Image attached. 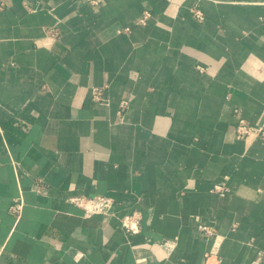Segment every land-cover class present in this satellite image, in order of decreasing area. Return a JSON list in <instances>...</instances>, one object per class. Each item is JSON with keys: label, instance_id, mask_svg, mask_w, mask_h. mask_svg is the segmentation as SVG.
Listing matches in <instances>:
<instances>
[{"label": "crops", "instance_id": "1", "mask_svg": "<svg viewBox=\"0 0 264 264\" xmlns=\"http://www.w3.org/2000/svg\"><path fill=\"white\" fill-rule=\"evenodd\" d=\"M0 4V264H264V0Z\"/></svg>", "mask_w": 264, "mask_h": 264}, {"label": "built area", "instance_id": "2", "mask_svg": "<svg viewBox=\"0 0 264 264\" xmlns=\"http://www.w3.org/2000/svg\"><path fill=\"white\" fill-rule=\"evenodd\" d=\"M90 6H97L100 0H85ZM2 9V4H0V10ZM195 16L202 19V14L199 11H195ZM150 17L149 14L145 13L140 23H144L146 19ZM98 99V97H96ZM125 103L121 104V107H125ZM235 132L238 140H243L250 136H254L264 140V129L261 127H249L243 119H239L237 125L235 126ZM218 191L224 190L222 187L215 188ZM84 211L85 217H91L93 215H105L111 216L112 210L114 208V202L108 197H94L88 199H79L75 202ZM23 207V200L18 198L15 200L14 204L9 208L12 214L19 215ZM120 224L127 234H136L139 228V220L136 215H126L120 218ZM203 230H205L203 228ZM1 251V250H0Z\"/></svg>", "mask_w": 264, "mask_h": 264}, {"label": "rangeland", "instance_id": "3", "mask_svg": "<svg viewBox=\"0 0 264 264\" xmlns=\"http://www.w3.org/2000/svg\"><path fill=\"white\" fill-rule=\"evenodd\" d=\"M247 124V123H246ZM248 125V124H247ZM249 127H257V126H250V125H248ZM234 134H235V137H236V139H237V135H236V132H235V130H234ZM250 137H254V136H250ZM249 138V137H248ZM255 138H257V137H255ZM244 139H247V138H244ZM243 139V140H244ZM260 139V138H259ZM238 140V139H237ZM263 140V139H262Z\"/></svg>", "mask_w": 264, "mask_h": 264}]
</instances>
